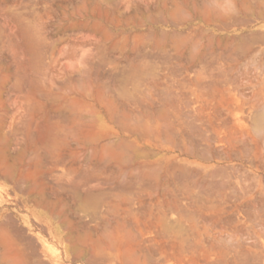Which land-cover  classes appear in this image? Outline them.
<instances>
[{"label": "rangeland", "instance_id": "374dc122", "mask_svg": "<svg viewBox=\"0 0 264 264\" xmlns=\"http://www.w3.org/2000/svg\"><path fill=\"white\" fill-rule=\"evenodd\" d=\"M0 79V264H264V0H0Z\"/></svg>", "mask_w": 264, "mask_h": 264}, {"label": "bare ground", "instance_id": "6f19581e", "mask_svg": "<svg viewBox=\"0 0 264 264\" xmlns=\"http://www.w3.org/2000/svg\"><path fill=\"white\" fill-rule=\"evenodd\" d=\"M205 11V10H204ZM205 14H206V12H205ZM211 14V13H210ZM220 14V13H219ZM217 17H218V15H217ZM221 17H224V16H221ZM204 18V17H203ZM216 18V17H215ZM206 19V18H205ZM222 19V18H221ZM212 21V20H211ZM226 22V21H225ZM226 23H228V22H226ZM217 25V24H216ZM26 32V31H25ZM28 34V33H27ZM245 41V40H244ZM247 41V40H246ZM237 46H239V45H237ZM245 46H246V44H245ZM245 49V51H243L244 49ZM247 47H241V51H243V52H245V53H249L250 52V54L251 55H253V54H255V53H257L260 49H258V48H256V49H252L251 47H249V48H247ZM238 49V48H237ZM240 49V48H239ZM260 52H261V50H260ZM259 53V52H258ZM257 53V54H258ZM243 55V54H242ZM204 58V57H203ZM203 71V70H202ZM205 72H207V71H205ZM225 73V72H224ZM7 77V76H6ZM208 78V77H207ZM2 79H3V77H2ZM199 79V78H198ZM203 79V78H202ZM209 79V78H208ZM1 80V79H0ZM4 80V79H3ZM6 80V79H5ZM5 80H4V82H5ZM203 81V80H202ZM4 82H2V83H4ZM7 82V81H6ZM204 82V81H203ZM202 82V83H203ZM222 83V82H221ZM230 83V82H229ZM6 84V83H5ZM194 84V83H193ZM200 84V83H199ZM15 85V84H14ZM224 85H225V83H224ZM1 86V85H0ZM3 86H5V85H3ZM16 87V86H15ZM22 87V86H21ZM21 87L19 88L20 90H21ZM200 87V86H199ZM206 87H207V85H206ZM17 88V87H16ZM15 88V89H16ZM195 88V87H194ZM202 88V87H201ZM204 89H207V88H205L204 87ZM198 90H199V88H198ZM37 91V90H36ZM1 92V91H0ZM201 92V91H200ZM34 93V92H33ZM36 93V92H35ZM202 93V92H201ZM222 93H224V92H222ZM1 97V96H0ZM207 97H209V96H207ZM2 98V97H1ZM223 100V99H222ZM225 100V99H224ZM1 101V100H0ZM131 101V100H130ZM226 101V100H225ZM1 104V103H0ZM3 106V105H2ZM236 106V105H235ZM177 108H179V107H177ZM176 108V109H177ZM233 109V108H232ZM116 110H118V109H116ZM200 110V109H199ZM184 111V110H183ZM187 111V110H186ZM197 111V110H196ZM252 112H254V111H252ZM259 112V111H258ZM115 113V112H114ZM116 113H117V111H116ZM257 113V112H256ZM260 113V112H259ZM251 114H253V113H251ZM250 114V115H251ZM4 115V114H3ZM2 115V116H3ZM116 114H114V116H115ZM257 115V114H256ZM33 116V115H32ZM48 116V115H47ZM253 116V115H252ZM5 117V116H4ZM78 117V116H77ZM194 117H195V115H194ZM255 117V116H254ZM187 119H188V117H187ZM1 120V119H0ZM98 120V119H97ZM215 120V119H214ZM2 122H3V120H1ZM31 121V120H30ZM77 121V120H76ZM177 121V120H176ZM222 121V120H221ZM51 122V121H50ZM74 122V121H73ZM92 122V121H91ZM79 123V122H78ZM89 123V122H88ZM187 123V122H186ZM195 123V122H194ZM216 123V122H215ZM223 123V122H222ZM2 123H0V125H1ZM36 124V123H35ZM51 124V123H50ZM75 124V123H74ZM80 124V123H79ZM168 124V123H167ZM92 125V124H91ZM122 125V124H121ZM129 125V124H128ZM127 125V126H128ZM197 125V124H196ZM195 125V126H196ZM255 125H257V128H256V130L257 129H259V128H262V130H264V113H260V114H258L257 116H256V124ZM254 125V126H255ZM36 126H38L37 124H36ZM87 126V125H86ZM173 126V125H172ZM187 126V125H186ZM198 126H199V124H198ZM80 127V126H79ZM78 127V128H79ZM191 127V131L193 130V128H196V127H194L193 125H191L190 126ZM259 127V128H258ZM56 128V127H55ZM77 128V127H76ZM135 128V127H134ZM92 129H94V128H92ZM107 129V128H106ZM138 129V128H137ZM168 129V128H167ZM197 129V128H196ZM198 129H199V127H198ZM202 129V128H201ZM212 129V128H211ZM213 129H215V128H213ZM254 129H255V127H254ZM140 130V129H139ZM261 130V131H262ZM193 132V131H192ZM224 132V131H223ZM222 132V133H223ZM227 132V131H226ZM244 132V131H243ZM51 133V132H50ZM172 133V132H171ZM206 133V132H205ZM204 133V135H207V134H205ZM53 134H55V133H53ZM179 134V133H178ZM234 133H231V135H233ZM245 134V133H244ZM105 135H107V134H105ZM174 135V134H173ZM231 135H230V137H231ZM50 136H52V135H50ZM96 136V135H95ZM101 136V135H100ZM186 136H187V134H186ZM193 136V135H192ZM198 136V135H197ZM202 136V135H201ZM200 136V137H201ZM243 136H245V135H243ZM107 137V136H106ZM195 137V136H194ZM229 137V138H230ZM233 137V136H232ZM246 137V136H245ZM244 137V138H245ZM5 138H8L6 135H5ZM52 138V137H51ZM55 138V136L52 138V139H54ZM196 138V137H195ZM1 139V138H0ZM202 139H203V137H202ZM6 139H3V141H5ZM8 140V139H7ZM10 140V139H9ZM36 140V139H35ZM50 140V139H49ZM189 140V139H188ZM198 140H199V138H198ZM240 140V139H239ZM3 141H1L0 143L2 144V142ZM11 141V140H10ZM41 141V140H40ZM56 141V140H55ZM55 141H53V143L55 142ZM200 141H201V139H200ZM216 141V140H215ZM237 141V140H236ZM242 141V140H241ZM247 141V140H246ZM9 142V141H8ZM34 142L35 141H33V144H32V147H31V149H30V147L28 148L29 150H31V152L35 155V159H36V161H34L35 162V168L36 167H38L39 165H40V163L42 162L43 163V161L41 160L42 158H41V153H44V151H42L41 152V150H42V148L41 147H43L45 150H47V155L49 154V156L51 157V161H52V164H53V161L56 163L55 165H57L58 164V162L60 161L59 160V157H58V155H59V152H58V148H57V146L59 145L58 143H52L51 141V146L49 147V146H45L46 144H43L44 146H42V144H41V147H38V146H40V145H38L36 142H35V144H37L38 146L37 147H33V145H34ZM49 142V143H50ZM231 142V141H230ZM6 143V142H5ZM47 143V145H48V141L46 142ZM191 143V142H190ZM232 143H233V141H232ZM245 143V142H244ZM4 144V143H3ZM8 145L10 144V143H7ZM53 144V145H52ZM55 144H58L57 146L55 145ZM64 144H65V142H64ZM197 144H199V143H197ZM228 144V143H227ZM6 145V144H5ZM11 145V144H10ZM190 145V144H189ZM7 146V145H6ZM30 146V145H29ZM236 146V145H235ZM1 147V146H0ZM5 148H8V146L7 147H5ZM5 148H3V151H2V149H1V151L4 153L5 151ZM48 148V149H47ZM193 148V147H192ZM183 149V148H182ZM249 149V148H248ZM28 150V151H29ZM2 152H0V154L2 153ZM30 152V151H29ZM46 152V151H45ZM2 153V154H3ZM201 153H202V151H201ZM200 153V154H201ZM31 154V153H30ZM29 154V155H30ZM250 154V153H249ZM43 155V154H42ZM46 155V154H45ZM1 156V155H0ZM261 156H263V155H261ZM43 157L44 158H47V157H45L44 155H43ZM260 158V157H259ZM53 159V160H52ZM253 159V158H252ZM59 160V161H58ZM262 160V159H261ZM27 162V161H26ZM27 164V163H26ZM25 164V165H26ZM24 165V166H25ZM38 165V166H37ZM30 167H34V166H25L24 168H30ZM20 168V167H19ZM22 168V167H21ZM26 170V172L24 171V169L23 170H21L20 172H19V176H13V180L12 181H15V182H17V185H18V187H20V185H21V189H23L24 188V193H26L27 194V199L30 197V199H31V197H34L35 195H34V193L36 192V190H37V187H38V185L36 186V182L37 181H35V183L34 184H29V176H30V174L32 173V172H30V170ZM39 169H40V167H39ZM233 170V169H232ZM239 170V169H238ZM35 172V171H34ZM222 172H224V171H222ZM221 172V173H222ZM36 175V174H35ZM34 175V176H35ZM215 175V174H214ZM218 175V174H217ZM230 176L231 175H229V174H227L226 176H224L223 178H222V182H221V184H220V186H224V188H225V186H227V184L228 185H230L229 183H230V180H231V178H230ZM234 176V175H233ZM33 177V176H32ZM31 177V178H32ZM215 177V176H214ZM240 178L242 177V176H239ZM30 178V179H31ZM233 178V177H232ZM240 178H239V181H240V183H241V180H240ZM258 179V178H257ZM37 180V179H36ZM238 180V179H237ZM34 182V181H33ZM31 183V182H30ZM39 184V183H38ZM258 185H259V188H260V190L262 191L261 193H262V198L258 201V199H251V200H249V201H247V203H248V205L249 206H253L254 205V203L255 202H260L261 203V206L260 207H258V205H257V207L258 208H255L256 210H257V213L255 214V216L256 217H254L253 219H259V221L264 225V183L262 182V180L260 179L259 180V182H258ZM220 186H217V187H220ZM222 186V187H223ZM241 186V185H240ZM23 187V188H22ZM20 189V190H21ZM45 189V188H44ZM221 189H223V188H221ZM226 189V188H225ZM232 189V188H231ZM243 189V188H242ZM23 191V190H22ZM42 190H40V192H41ZM44 191V190H43ZM242 191V190H241ZM38 193V192H37ZM221 193V192H220ZM242 193V192H241ZM25 194V195H26ZM42 194H44V193H42ZM235 194V193H234ZM222 195V194H221ZM242 195V194H241ZM38 196H40V195H38ZM211 196H213V195H211ZM218 196H220V195H218ZM221 197V196H220ZM39 198V197H38ZM229 198V197H228ZM227 198V199H228ZM258 198V197H257ZM217 199V198H216ZM215 199V200H216ZM34 200V199H33ZM226 201V200H225ZM228 201V200H227ZM37 203H38V201H37ZM42 203V202H41ZM221 204V203H220ZM223 204V203H222ZM256 204V203H255ZM46 205V204H45ZM247 205V204H246ZM47 206V205H46ZM245 208V207H244ZM252 208V207H251ZM47 209V208H46ZM54 209V208H53ZM250 209V208H249ZM243 210H245V209H243ZM252 210V209H251ZM256 210H255V212H256ZM49 212H53V210H51V211H49ZM244 212V211H243ZM242 213V212H241ZM244 214V213H243ZM254 214V213H253ZM245 215V214H244ZM250 215V214H249ZM246 217H248V216H246ZM258 217V218H257ZM250 218V217H249ZM13 219V218H12ZM248 219V218H247ZM8 221V220H7ZM252 221V220H251ZM2 223V222H1ZM7 223V222H6ZM252 224H253V222H251ZM258 224V223H257ZM3 226H6V225H3ZM12 226V225H11ZM262 226V225H261ZM251 227V226H250ZM249 227V228H250ZM253 228V227H252ZM263 228H264V226H263ZM259 229V228H258ZM260 229H261V227H260ZM3 230V229H2ZM1 230V231H2ZM263 230V229H262ZM61 237V236H60ZM59 237V238H60ZM1 259V258H0Z\"/></svg>", "mask_w": 264, "mask_h": 264}]
</instances>
